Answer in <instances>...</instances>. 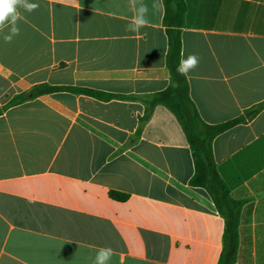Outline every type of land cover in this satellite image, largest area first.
<instances>
[{"label": "crops", "instance_id": "obj_1", "mask_svg": "<svg viewBox=\"0 0 264 264\" xmlns=\"http://www.w3.org/2000/svg\"><path fill=\"white\" fill-rule=\"evenodd\" d=\"M31 2L40 7L19 9L20 34H0V108L42 83L129 98L59 91L0 114V264H94L102 247L109 264H219L225 218L190 185L186 134L163 105L145 116L144 99L170 85L163 0H143L149 24L137 33L125 30L128 0ZM185 2L181 58H200L187 77L200 117L245 118L212 142L241 202L232 264H264V107L253 110L264 102V0Z\"/></svg>", "mask_w": 264, "mask_h": 264}, {"label": "trees", "instance_id": "obj_2", "mask_svg": "<svg viewBox=\"0 0 264 264\" xmlns=\"http://www.w3.org/2000/svg\"><path fill=\"white\" fill-rule=\"evenodd\" d=\"M163 23L168 38L166 64L170 73V85L146 99L147 116L157 105L168 108L182 126L195 163V173L190 185L204 188L210 195L218 211L225 218L224 248L219 264H232L236 261L238 249V225L241 202L234 200L224 181L220 178L213 156L212 142L221 132L244 122V116L233 120L211 125L202 120L193 103L188 88L187 78L177 73L176 69L181 59V30L184 27L185 0H163ZM59 91L86 94L100 100L113 98H129L121 95L108 94L89 88L75 86H54L47 83L35 85L30 90L14 96L6 105L0 108V114L10 106L20 104L28 99ZM134 98V97H133ZM264 107V102L256 105L253 110L258 112ZM109 195L117 201H125L128 194L111 190Z\"/></svg>", "mask_w": 264, "mask_h": 264}, {"label": "clouds", "instance_id": "obj_3", "mask_svg": "<svg viewBox=\"0 0 264 264\" xmlns=\"http://www.w3.org/2000/svg\"><path fill=\"white\" fill-rule=\"evenodd\" d=\"M128 4L133 15L125 30L137 33L149 24V6L143 0H128ZM39 7L38 3H33L31 0H0V34L3 35L5 43H11L14 37L20 34L18 21L22 20L23 16L19 9L31 13ZM151 7L156 9L162 5L154 2ZM5 28H7V32L4 31ZM199 63L200 58L196 54H189L180 59L176 71L187 78L199 66ZM112 255L111 248L102 247L96 253L94 264H109Z\"/></svg>", "mask_w": 264, "mask_h": 264}, {"label": "water", "instance_id": "obj_4", "mask_svg": "<svg viewBox=\"0 0 264 264\" xmlns=\"http://www.w3.org/2000/svg\"><path fill=\"white\" fill-rule=\"evenodd\" d=\"M246 115H247V116H249V115H250V113H247Z\"/></svg>", "mask_w": 264, "mask_h": 264}]
</instances>
